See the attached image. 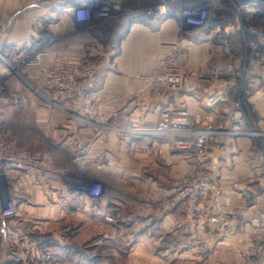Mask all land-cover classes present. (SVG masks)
I'll list each match as a JSON object with an SVG mask.
<instances>
[{
  "label": "crops",
  "instance_id": "obj_1",
  "mask_svg": "<svg viewBox=\"0 0 264 264\" xmlns=\"http://www.w3.org/2000/svg\"><path fill=\"white\" fill-rule=\"evenodd\" d=\"M180 34V22L173 16L158 25L135 22L120 38L118 48L108 51L98 35L76 30L72 14L63 10L60 0L3 1L0 51L10 55L38 41L45 43L47 50L39 64L27 66V81L18 75L5 77V66L0 63V133L9 134L31 151H49L54 164L72 173L76 180L100 183L102 192L96 205L122 210L123 227L133 231L138 247L145 248L149 243V249L140 250L150 254L152 264H158L157 250L170 253L171 259L179 254L188 259L187 264H264V188L257 205L224 237H218L209 225L216 209L215 192L204 194L201 211L193 214L184 210V202L168 207L174 181L193 168L217 165L215 182L227 205L241 198L232 185L234 181L258 185L263 173L244 159L253 141L249 136H212L207 155L196 156L174 150L163 134L140 130L157 125L163 109L178 108L189 109L198 122L226 130L240 86L246 111L264 130V80L252 75L240 79L237 75L244 52L240 36L230 34L227 44L222 45L203 30H194L181 41ZM179 42L186 48V64L192 74L180 91L158 96L149 74ZM56 56L74 63H98L94 95L102 115L97 124L81 123L70 113L74 111L68 101L52 103L41 93L46 80L41 68L51 66ZM215 75L217 82L212 81ZM11 93L22 94L21 106ZM105 123L121 128L135 126L137 131L103 132L96 126ZM84 147L88 156L81 166L74 156ZM10 190L16 199L17 219L5 220V248L26 237L24 225L44 228L45 222L67 218L70 210L91 216L90 200L70 194L66 182L59 179L37 180L14 170ZM96 217L100 227L107 226L102 217ZM157 238L164 240L150 244ZM14 254L10 251L6 257Z\"/></svg>",
  "mask_w": 264,
  "mask_h": 264
},
{
  "label": "built area",
  "instance_id": "obj_2",
  "mask_svg": "<svg viewBox=\"0 0 264 264\" xmlns=\"http://www.w3.org/2000/svg\"><path fill=\"white\" fill-rule=\"evenodd\" d=\"M5 0H0L1 3ZM63 10L69 11L78 31H90L104 41L108 51L119 46L122 35L135 22L158 25L168 17H175L180 22L181 38L190 35L194 30H203L225 45L230 34L242 38L244 52L242 67L238 77L243 79L252 75L264 80V24H247L244 15L264 11V0H60ZM248 17V16H247ZM5 24H2L4 27ZM253 35L257 40L250 39ZM46 44L42 41L31 46H23L13 54L0 51V63L5 66V77L18 75L27 81V66L40 63V57L46 53ZM186 48L179 42L161 61L157 70L149 74L152 89L158 96L180 91L185 84L189 70L186 59ZM98 66L95 62L84 60L80 63L70 62L56 56L51 66H42L41 75L45 77L43 91L49 94L44 97L52 103L68 101L76 118L87 120L84 115H94L101 104L94 95L97 82ZM213 82L218 76L212 77ZM3 81H0V86ZM40 92V90H39ZM242 86L237 97L232 101L229 110L230 128L219 130L208 122H198L187 108L163 109L157 125L140 129L147 133H160L166 136L170 146L187 155L206 156L209 151V140L212 136H249L253 139L251 147L244 153L246 163L263 173L259 176L258 185L244 181H234L233 187L240 191L241 198L233 205L222 201V192L215 182L217 165L208 163L194 168L179 178L175 188L177 196L174 204L184 202L187 213L201 211L200 199L207 192H215L216 209L209 218L210 228L218 237H224L229 230L236 227L239 218L248 214L258 203V194L264 188V144L258 142V135L248 129V117L241 100ZM42 93V92H41ZM220 96V92L217 91ZM16 104L23 103L22 94L11 93ZM228 98L226 97L225 100ZM214 104V100L211 102ZM107 128V127H106ZM123 131L135 132L136 128H120ZM88 151L84 147L74 156V161L83 166ZM14 170L28 173L37 180L51 178L65 180L67 174L57 168L50 152L46 150L31 151L20 146L9 134L0 133V219L11 221L17 219V204L10 190L11 175ZM68 191L80 198H87L91 203L97 202L102 192V185L92 179L80 180L76 185L69 184ZM95 214L106 220L123 221L116 208L99 206ZM7 230L6 223H0V233ZM248 251V250H245Z\"/></svg>",
  "mask_w": 264,
  "mask_h": 264
},
{
  "label": "rangeland",
  "instance_id": "obj_3",
  "mask_svg": "<svg viewBox=\"0 0 264 264\" xmlns=\"http://www.w3.org/2000/svg\"><path fill=\"white\" fill-rule=\"evenodd\" d=\"M95 63L98 66V63ZM42 93L49 96L45 91H42ZM240 96L243 102V92ZM246 114L248 117V129L253 130V132L258 135V142L263 144L264 130H261L254 124L253 115H249L247 111ZM101 115L102 109L100 108V110H96L94 115H84V118H87V120L78 117L77 119L84 124H97L96 122H99L97 120H101ZM96 126L102 131L121 128L111 123H105L102 125L103 127L100 125ZM132 127L136 128L135 126H124L122 128ZM250 147L251 145L245 151ZM64 172L67 174L68 179L62 181L66 182L67 188L69 184L76 185L79 182V180L73 177L72 173L66 170H64ZM182 175L183 174L174 181V192L172 196L169 197L170 201L168 207L174 206L175 198L178 193L175 188L178 186L179 178ZM96 204V202L92 203L91 216L87 214L79 215L75 211L70 210L67 218L61 221L54 220L49 223L45 222L44 228L43 226L40 228H33L31 224L24 225L23 232L26 237L19 238L18 242L14 243L11 247L5 248V236L7 232L4 230L0 233V264H152L149 258L150 254L144 250H140L149 249V243L146 242L145 248L143 246L142 248L138 247L137 238L133 236V231L123 227L125 219L122 210L113 207L118 210L119 216L121 220L123 218V221H109L103 216L95 214L94 209L99 207V205ZM96 216L102 217L107 222L105 223L107 226L100 227L101 224L99 225L98 222H96V219L99 218ZM87 220L91 223L88 224ZM0 223L5 225L3 219H0ZM95 224H98V226ZM104 233L108 234L105 236ZM148 239L150 238L147 237L146 240ZM161 240L164 239L157 238L153 242H150V244ZM10 251L15 252L14 256L10 257L11 259L6 257L7 254L10 255ZM155 255L158 258L156 261L158 264H187L188 260L181 258L179 254L171 259V254L163 250L155 251Z\"/></svg>",
  "mask_w": 264,
  "mask_h": 264
},
{
  "label": "trees",
  "instance_id": "obj_4",
  "mask_svg": "<svg viewBox=\"0 0 264 264\" xmlns=\"http://www.w3.org/2000/svg\"><path fill=\"white\" fill-rule=\"evenodd\" d=\"M244 20H245V22L247 24H251V23L252 24H257L258 22H262L264 24V11H260V12L254 13L252 15L245 14L244 15ZM250 39L257 40V38L255 36H253V35H250ZM240 40L243 43L242 38ZM243 46H244V44H243ZM260 46L264 50V46L261 45V44H260ZM244 107H245V105H244Z\"/></svg>",
  "mask_w": 264,
  "mask_h": 264
}]
</instances>
